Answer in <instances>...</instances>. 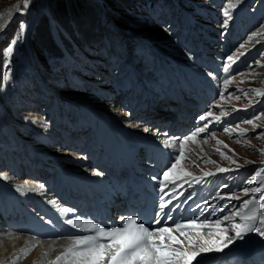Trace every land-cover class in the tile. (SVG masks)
I'll return each instance as SVG.
<instances>
[{"label": "rangeland", "instance_id": "rangeland-1", "mask_svg": "<svg viewBox=\"0 0 264 264\" xmlns=\"http://www.w3.org/2000/svg\"><path fill=\"white\" fill-rule=\"evenodd\" d=\"M17 1L0 0V17ZM59 1L36 0L35 6L31 2L27 8L21 6L13 24L0 33V157L10 164L6 166L1 163L0 179L11 176L19 187L27 185L38 189L33 192L27 189L17 191L19 187L8 191L0 188V199L6 203L4 205L0 201L1 212H5V206L12 209L23 206L40 224L51 225L53 229L58 228V221L66 225L67 213L55 214L58 221L48 215L49 211H62L66 207H61L63 203H60L64 193L57 170L58 167L64 168V165L70 171L77 167L81 171L79 177H86L82 172H87V177H91H86L85 185L77 180L72 183L73 189L76 184L75 191L80 190L82 199L89 204L101 199L94 189L99 194L103 192L104 197L114 202V196L121 186L127 185L136 190L141 188L140 184H147L144 178L134 173L135 170L129 180L124 172L122 181L118 174L116 178L110 176L117 163L115 146H120L114 133L130 148L127 153L135 154L142 164L148 163L146 159L152 151L146 141L150 142L153 136H174L167 132L159 114L167 113L176 96L168 67L175 76L174 80L189 96L190 103L185 112L195 118L189 132L208 123L207 132L185 144L187 150L173 173V179L176 184H181L206 173L219 172V168L229 169L230 181L222 184L225 188H231L227 191L231 198L229 204L236 201L234 203L237 205L226 214L236 219L238 216L233 217L230 213L240 211L243 202L239 203V199L232 197H245L243 187H256L255 182L248 184L247 181L256 170L264 167V155L259 151L264 149V138H256L257 133L264 131V117L254 120L259 125L255 132L251 125L243 123L264 114V96L250 91H264V67L259 66L264 65V36L249 39L253 33L264 32V0H240L235 8L229 10L231 19L226 27L223 12L229 0H105L113 17L106 15L102 8L98 21L90 2L65 0L63 8L69 11L51 10ZM169 2L174 4L171 10L167 9ZM231 2L235 3V0ZM57 13L59 15L55 16ZM103 13L106 18L102 17ZM37 21L38 26L31 39ZM21 23L25 29L17 39ZM123 30L130 35L123 33ZM143 41L156 46L163 58ZM128 44H132L133 53L128 50ZM9 47L12 51L6 56L4 50ZM229 56L233 57L234 62L228 61ZM225 64L229 65L227 73L223 70ZM225 79L231 82L226 85ZM239 90L247 91L248 95ZM221 93L224 99H221ZM147 95L152 97L150 108L147 99L144 100ZM237 96L240 99H236ZM214 105L220 107H212ZM153 109H156L155 113L151 112ZM209 110L216 116H222V112L226 115L222 116L221 122L200 120L199 117ZM236 125H239L237 133L240 129L247 131L246 137L235 134L230 137L223 131L225 127L235 128ZM131 138L134 141L130 142ZM217 140L227 147L217 144ZM168 142L172 144V140ZM178 146L174 150L178 151ZM134 150H139V155ZM35 151L50 157L53 166L42 169L39 161L32 159ZM221 152L230 159L222 157ZM173 154L170 153L171 159L167 158V164L175 163L179 151L174 158ZM103 162L105 165L98 170L97 167ZM22 165H29L30 168L23 174L20 173ZM137 169L138 173L142 170ZM33 174L38 178H34ZM71 176L75 177L74 174ZM163 178L162 174L156 181L160 183ZM3 180H0L2 184ZM53 181H56L54 185L52 183L45 188L54 196L53 203L49 202L51 206L48 202L36 201L34 197L44 193L45 184ZM91 190L93 193L86 195ZM23 195L33 198L35 205L32 206V202L21 204ZM251 196L249 193L246 199ZM121 203L125 205L122 201L117 204ZM73 208L71 214L75 215L77 209ZM11 216L17 218L18 215ZM88 217L90 215H85V218ZM208 225L211 223L203 227L212 229ZM213 226L217 229V226ZM37 227L33 228L32 233L42 235L43 231ZM4 230L6 234L1 233L3 236L14 233L10 226H5ZM224 230L227 234L233 232L235 235L231 225ZM211 232L216 235H211ZM211 232H205L210 242L221 239L222 234L217 230ZM34 234L26 236V243L29 241L32 252L39 248L38 243L41 242L37 241L45 240ZM249 234L242 240H247ZM34 255L33 258L28 257L30 264L35 262Z\"/></svg>", "mask_w": 264, "mask_h": 264}, {"label": "snow or ice", "instance_id": "snow-or-ice-1", "mask_svg": "<svg viewBox=\"0 0 264 264\" xmlns=\"http://www.w3.org/2000/svg\"><path fill=\"white\" fill-rule=\"evenodd\" d=\"M31 0H21L22 6L27 8L30 5ZM240 0H235L232 3L231 0L227 3L223 15L226 17L224 21V26H227L228 20L231 19L230 9L235 8ZM25 25L21 23L20 32L17 35L23 33ZM259 36H264V32L253 33L249 39H254ZM14 42V41H13ZM241 48L244 47L243 44L240 45ZM12 49L9 47L4 50V54L7 56L11 53ZM239 55H244L240 53ZM228 61L234 62L233 57L229 56ZM259 64V62H257ZM264 67V65H259ZM224 72H229V65L225 64L223 68ZM243 75V73H241ZM230 79H225L224 84H229ZM244 95L247 96L248 92L244 90ZM250 91L255 92L258 96H264V91L260 89H251ZM221 99H224V94H220ZM240 99L239 96L235 97ZM251 103V101L249 102ZM212 107H220L219 105H214ZM239 111V109H237ZM226 113L222 112V116ZM222 116L214 115L213 111L209 110L206 115L199 117L200 120L208 122H221ZM264 117L255 116L253 119H248L243 121V123L251 125L253 132L259 127V125L254 123V120H260ZM211 118V120H209ZM235 128L225 127L223 131L227 133L230 137L235 134L238 137H246L247 131L245 129H240L236 132ZM147 131V129H145ZM208 131V123L206 122L203 127H197L189 135L185 136L182 140H173L172 144L169 145L167 140L164 141L166 147L174 146L179 144V154L175 157V163L163 172L164 180L161 183V192L164 191L165 181L169 183H175L173 179V173L176 171L177 166L180 164L183 154L185 151V144L188 141H195L196 138L201 133ZM214 136V134H212ZM257 139L264 138V131L257 133ZM217 144L223 145L222 141L217 140ZM227 147V145H223ZM218 151V149H217ZM231 151V150H230ZM261 155H264V149L259 150ZM225 159H230V157L224 156V153H220ZM235 162V161H233ZM251 163V161H248ZM219 172H227L229 169L219 168ZM99 175V173H97ZM186 175H191V173H186ZM207 176L214 175L213 173H206ZM8 179L7 176L3 177ZM199 183L200 180H197ZM256 183V187H243L242 192L245 196L249 193L252 194L250 199L243 200L240 211L230 213L233 217L238 216L240 223H232V228L234 229L235 235L228 238L226 230L220 228L221 221L216 220L217 232L221 233L220 240H213L209 242L204 240L199 248V251H189L188 249L194 247L191 239L188 240V245L185 247V242L181 240L178 236L174 235V231H178L180 236H185L187 231L199 232L204 224L208 221L198 223L197 219H189L187 221L176 222L173 227L162 226L158 228H151L146 226L145 223L138 221V218L134 215L128 217H121L123 221L121 226L118 227H106L102 226L100 223L93 221L88 218H75L67 219L65 222L72 228L78 229L86 234L84 235H71L68 239L71 241L70 245L55 258L53 264H193V261L201 253H208L212 251L222 252L225 248H228L234 240L243 239L248 233H257L259 236L264 237V167L259 168L255 171L247 181L248 184ZM41 188L43 185L40 186ZM27 189L28 191H37L38 189L28 186H20L17 191H23ZM259 194V195H257ZM224 199V197H220ZM233 199H240L238 196H233ZM170 204L171 201H168ZM166 204L162 201L159 204V212L156 214L155 223L160 224L163 215H167L168 219H172L170 211L165 213ZM63 212L68 213L73 211L72 209H62ZM229 217L225 216L224 220H228ZM167 241V242H166Z\"/></svg>", "mask_w": 264, "mask_h": 264}, {"label": "bare ground", "instance_id": "bare-ground-1", "mask_svg": "<svg viewBox=\"0 0 264 264\" xmlns=\"http://www.w3.org/2000/svg\"><path fill=\"white\" fill-rule=\"evenodd\" d=\"M35 1L36 0H31V3L32 5L35 6ZM18 2V1H17ZM16 6H17V3L15 4L14 7L10 8L8 11H6L1 17H0V33L5 29L7 28L9 25H6L8 23V21H10L13 17L16 18V15L17 13L20 11V7L22 6V3L19 7L18 10H16ZM33 6L34 10H35V7ZM148 42V41H147ZM151 44V43H150ZM152 46V44H151ZM156 47V46H155ZM156 50L159 51L156 47ZM153 95V94H152ZM189 97V96H188ZM154 105V104H153ZM158 105V104H157ZM157 107V106H156ZM158 109V108H157ZM152 111V110H151ZM134 117V116H133ZM144 120V119H143ZM157 120V119H156ZM147 122V121H146ZM164 122V121H163ZM43 123V122H42ZM149 124V123H148ZM39 124H37L38 126ZM189 125V124H188ZM187 125V126H188ZM36 127V126H35ZM147 128V127H146ZM150 129V128H148ZM147 129V130H148ZM157 129V128H155ZM14 130V129H12ZM48 130V129H46ZM69 130V129H68ZM39 132V131H38ZM160 132V131H158ZM45 133V132H43ZM156 133V132H155ZM66 134V133H65ZM63 134V135H65ZM62 135V134H61ZM67 135V134H66ZM65 135V136H66ZM149 135V134H147ZM158 135V134H157ZM150 136H151V133H150ZM45 137V136H43ZM62 138V137H60ZM168 136H153L152 137V140L150 141V143H153L155 146L157 147H160L159 145L161 144H164V141L167 140ZM47 138H45L46 140ZM52 139V138H51ZM63 139V138H62ZM181 138L178 137V139H176V141H179ZM66 140V139H65ZM132 138L130 140V142H132ZM8 141V140H7ZM58 141V140H57ZM134 141V140H133ZM40 143V141L38 142ZM46 143V141H45ZM43 145V144H42ZM162 147V146H161ZM36 148V147H35ZM34 148V149H35ZM47 150V149H46ZM82 150V149H81ZM80 150V151H81ZM49 151V150H48ZM161 151V150H160ZM171 151V152H170ZM173 149H167L165 150V155L167 153H173ZM50 152V151H49ZM41 154L43 155H46L45 153H42ZM51 154V153H50ZM31 156V155H30ZM47 156V155H46ZM75 158H81L80 156H75L73 155ZM48 157V156H47ZM12 158V157H11ZM61 158V157H60ZM169 158L171 159V156H169ZM17 159L19 161H21V158L19 156H17ZM33 159V158H32ZM31 159V160H32ZM64 159V158H63ZM14 160V159H13ZM54 160V158H53ZM66 161V160H65ZM4 163L6 166L7 165H10L9 164V161L7 160H4L0 157V167H1V163ZM70 162V161H69ZM56 163V162H55ZM37 164V163H36ZM73 164V162H72ZM85 164V163H84ZM19 165V164H18ZM102 165H105V162L101 163L100 166H96L98 170H101L100 167ZM23 166V165H22ZM39 166V165H38ZM46 167V166H45ZM56 167V166H55ZM92 167V166H91ZM20 168V167H19ZM44 167H42L43 169ZM48 168V167H47ZM59 168V167H58ZM64 168L66 169H70L68 167H66V165H64ZM29 168V165H26L25 167L23 166V169H21V174H23L25 171L27 172ZM74 171L76 172H81V171H78L77 170V167L73 169ZM141 170V169H140ZM142 171V170H141ZM84 173L86 176H89L87 174V172H82ZM112 173V172H111ZM38 174V173H37ZM39 175V174H38ZM1 176V175H0ZM2 177V176H1ZM8 179H4L3 181V184L2 182H0V188L1 190H4V191H8V190H11V189H15V188H18V183H15L17 182L15 179H13L11 176H7ZM33 177L35 178H38V176L36 174H33ZM56 177V176H55ZM108 177V176H107ZM79 178V176H78ZM89 179H91V177H88ZM3 179V178H2ZM0 179V180H2ZM29 180V178H27ZM43 180V178H42ZM96 180V179H95ZM119 180V178H118ZM37 181V180H36ZM45 181V180H43ZM88 181V180H87ZM56 182V181H55ZM54 181L53 182H48V184H45L47 187H43V189L45 188H48L49 186H51V184L55 183ZM74 182V181H73ZM29 183V182H28ZM26 183V184H28ZM35 183V182H34ZM39 183H41L39 181ZM138 183V182H136ZM2 184V185H1ZM30 185V183H29ZM33 185V183H32ZM76 185V184H75ZM85 185V184H84ZM241 185V184H240ZM27 186V185H26ZM33 187V186H32ZM111 187V186H110ZM11 188V189H10ZM61 188V187H60ZM41 189V188H40ZM62 189V188H61ZM82 189V187H81ZM58 190V188H57ZM239 190V189H238ZM26 191V190H25ZM35 192V191H33ZM44 193L40 194V195H37V193H35L37 196L34 197L37 200L41 201V203H49V202H52L53 201V198L54 196H52V193L50 192V190L48 189H45V191H43ZM60 192V190H59ZM84 192V191H83ZM90 192V191H89ZM14 193V191H13ZM56 194V193H55ZM54 194V195H55ZM7 195V194H6ZM98 195V194H97ZM59 196V195H58ZM22 199L20 200L21 204L25 205L27 203H31L33 201V198H30L29 196H26V195H23L21 196ZM57 197V196H55ZM60 197V196H59ZM64 197V196H63ZM127 197V196H126ZM58 198V197H57ZM59 201V199H57ZM1 203L6 205L5 201L3 199H0ZM10 201V200H9ZM38 201V202H39ZM155 202L157 204V199H155ZM37 203V202H36ZM53 203V202H52ZM61 203V202H60ZM62 203L61 204V207L63 205H65L66 201L63 199L62 200ZM11 204V203H10ZM32 206L33 204L35 205L34 202L31 203ZM159 204H160V201H159ZM13 205V204H12ZM49 205L51 206V204L49 203ZM48 205V206H49ZM31 206V205H29ZM38 206V205H37ZM112 206V207H111ZM127 206L129 207V210L133 208V202L128 205L127 203ZM23 206H18V207H15L14 209H12L11 207L9 206H5V212L2 213L1 210H0V264H7V262H12L13 264H30L29 262V256H32L33 258V255L35 256V262L34 264H53V262L55 261V258L60 255L71 243V241L68 239L69 236L71 235H84L86 233L78 230V229H75V228H72L71 226L69 225H64L63 223H61V221L59 222L58 219H56V215H64L65 212H62L61 210H58V211H49L48 212V215L54 219V221H58V223L56 222V224L58 225V228L56 229H53L51 228V225H45V224H40L39 222H36V218L34 217V215L32 213H27L24 209ZM46 208V207H45ZM50 209V208H49ZM48 209V210H49ZM72 209V208H71ZM74 209V208H73ZM18 210V211H17ZM40 207L38 209V211H40ZM47 210V211H48ZM175 210V209H174ZM35 212V211H33ZM75 212V211H74ZM37 213V212H36ZM12 214H17L18 216H16L17 218H13L11 215ZM68 214V213H67ZM11 216V217H10ZM40 216V214H39ZM42 216V215H41ZM46 216V215H45ZM48 216V217H49ZM43 217V216H42ZM64 217V216H62ZM66 217V216H65ZM64 217V218H65ZM121 217H126V213L123 209L121 208H116L115 209V206L113 208V204L111 202H108L106 204V209L104 208H101L99 210V214H97V211L96 213H93L91 218L93 221L95 222H98L100 223L102 226H106V227H118V226H121L123 221L120 219ZM162 217H165V215H163ZM204 217V216H203ZM50 218V219H51ZM83 218V217H81ZM48 219V218H46ZM48 219V220H50ZM63 219V218H62ZM67 219H75V217L73 216H70L68 215ZM66 219V220H67ZM64 220V219H63ZM118 220V222H117ZM240 220V219H238ZM18 222V223H15V222ZM45 221V219H44ZM52 223H55V222H52ZM154 224L153 225H150L149 223H145L146 226H150L151 228L155 229V228H158L159 224H156L155 222H153ZM174 223H176V221H170V220H165V222H163L162 226H168V227H171V225H173ZM222 223V222H221ZM229 224V223H228ZM5 226H10V228L12 230H14V233H9L7 235H2L1 233L3 234H6L4 233V227ZM38 226L36 229L38 230H41L43 231V233H41L42 235H35L34 233H32L33 231V228ZM56 227V226H55ZM173 227V226H172ZM203 228L205 227H202L201 230L203 231ZM7 229V228H6ZM213 229V228H212ZM221 229H224V228H221ZM11 230V231H12ZM229 230V229H228ZM215 231V230H214ZM34 232V231H33ZM31 235V234H34L35 237L37 238H42V239H45V240H41V241H37V242H41V243H38L39 245V248L33 253L30 248V243L28 241V243H26V236L27 235ZM174 235L178 236L181 240H183L185 242V247H187L188 245V240L189 238L191 239L194 247H191L189 248L188 250L189 251H199V248L202 244V242L204 240H208L209 238H207L208 234H196L194 233V231H187L186 235L185 236H180L179 232L178 231H174L173 233ZM211 235H216L215 233H210ZM10 235V236H9ZM28 235V237H29ZM234 236V235H233ZM10 237V239H9ZM34 237V238H35ZM231 236L228 235V238H230ZM215 238V237H214ZM252 240H258V236L257 234H254V235H250L249 236V239H247L246 242H244L245 240H234V242L229 245L228 248H225L222 252H216V251H212V252H208V253H201L195 261H193V264H200L201 260L199 259H209V260H215L217 259L218 257H220L224 252L232 249V248H235V247H245L248 245L249 241ZM36 241V240H35ZM209 241V240H208ZM34 242V241H33ZM167 242V241H166ZM210 242V241H209ZM25 245V247H23ZM24 256V257H23ZM19 257L21 258V261L18 262V259ZM31 258V257H30ZM31 258V259H32ZM33 260V259H32ZM61 264H63V261L61 262Z\"/></svg>", "mask_w": 264, "mask_h": 264}, {"label": "trees", "instance_id": "trees-1", "mask_svg": "<svg viewBox=\"0 0 264 264\" xmlns=\"http://www.w3.org/2000/svg\"><path fill=\"white\" fill-rule=\"evenodd\" d=\"M86 1H88V2H90L91 3V5H92V10L96 13V20L98 21V18L99 17H101V13H100V9L98 8V6H97V4L95 3V1H93V0H86ZM100 1V3H101V5H102V7L104 8V10H105V13H106V15H108V16H110V17H113L112 15H110V12H109V10H108V8H107V6H106V1L105 0H99ZM65 6V0H61V1H59V2H57V4L55 5V8H52L51 7V10H55V12H62V11H64V12H67V11H69L68 9H66V10H64V7ZM174 8V4H173V2H169V5L167 6V9L168 10H171V9H173ZM57 15H59V13H57V14H55V16H57ZM103 17V16H102ZM104 18V17H103ZM13 24V23H12ZM37 26H38V21L35 23V25H34V28H33V32L31 33V39H33V36H34V32H35V30H36V28H37ZM8 30V29H7ZM7 30H5L3 33H5ZM7 41H8V38H6L5 39V42L7 43ZM128 50L131 52V53H133L134 52V49H133V46H132V44H128ZM2 46H0V48H1Z\"/></svg>", "mask_w": 264, "mask_h": 264}, {"label": "water", "instance_id": "water-1", "mask_svg": "<svg viewBox=\"0 0 264 264\" xmlns=\"http://www.w3.org/2000/svg\"><path fill=\"white\" fill-rule=\"evenodd\" d=\"M94 1L97 2L98 4H100L99 0H94ZM20 5H21V0H18L16 10L19 9ZM100 6H101V4H100ZM14 20H15V17H13L10 21H8V23L6 25L12 24L14 22Z\"/></svg>", "mask_w": 264, "mask_h": 264}]
</instances>
